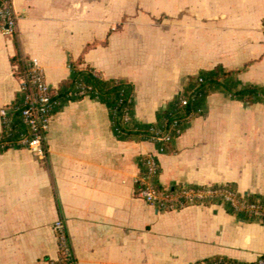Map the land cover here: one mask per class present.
I'll return each instance as SVG.
<instances>
[{
  "label": "crops",
  "instance_id": "crops-1",
  "mask_svg": "<svg viewBox=\"0 0 264 264\" xmlns=\"http://www.w3.org/2000/svg\"><path fill=\"white\" fill-rule=\"evenodd\" d=\"M16 32L0 29V108L17 103L15 55L37 59L58 90L69 60L132 87L133 120L154 124L187 77L216 66L264 84V0H12ZM202 112L157 154L162 185L229 184L264 199V104L212 92ZM2 119L0 115V135ZM45 158L0 151V264L57 257L52 224L66 226L77 264H192L264 257V223L221 202L163 211L135 196L156 143L122 139L109 110L84 96L50 120Z\"/></svg>",
  "mask_w": 264,
  "mask_h": 264
},
{
  "label": "built area",
  "instance_id": "built-area-1",
  "mask_svg": "<svg viewBox=\"0 0 264 264\" xmlns=\"http://www.w3.org/2000/svg\"><path fill=\"white\" fill-rule=\"evenodd\" d=\"M16 26L17 16L12 0H0V29L2 33L12 36L16 32ZM14 57L17 59L12 63V72L18 84L19 101L0 108L1 133L12 135L14 114L17 112L23 128L14 142L27 148L35 157L45 158L46 133L53 113L63 105L62 99L57 90L47 83L44 71L37 59L22 55H15ZM197 82H202L200 76H197ZM86 89L82 82L77 81L67 96H85ZM197 97H202V93L193 89L192 93L186 95L182 91L178 95V105L185 106ZM131 100L132 96H129L127 102ZM201 112V107H197L184 118ZM131 118L132 115L128 107H124L120 114L114 112V119L111 121V129L114 135L117 137L125 135L127 133L125 127ZM184 118L173 117L169 124L163 123L159 127L152 125L147 129V135L143 137V140L152 141L157 146L155 151L147 152L141 158V170L134 178L135 196L163 211L176 210L194 204L204 205L221 202L228 205L233 213L264 223V202L248 201L229 184L162 185L158 183L159 161L157 154L163 152L165 146L182 132ZM52 230L56 239L57 257L49 259L47 264H77L66 226L61 218H57L53 222ZM192 264H264V257H258L252 262H235L223 258H213L196 261Z\"/></svg>",
  "mask_w": 264,
  "mask_h": 264
},
{
  "label": "trees",
  "instance_id": "trees-1",
  "mask_svg": "<svg viewBox=\"0 0 264 264\" xmlns=\"http://www.w3.org/2000/svg\"><path fill=\"white\" fill-rule=\"evenodd\" d=\"M16 59V57H13L11 62L14 63ZM80 62L81 59L77 62L69 60L70 75L67 80L61 83L57 90L58 95L62 99V104L70 100H77L84 97L83 95L67 96L68 92L73 89L75 82L80 81L87 88L85 96L97 99L106 105L109 110L111 121L114 119V112L120 114L124 107H128L131 115H133L132 100L127 102V98L132 96L131 85L123 80L105 79L100 77L89 67L80 68L78 67ZM238 71L239 70H227L222 66H216L210 70L203 71L196 76L187 77L184 83L183 93L189 95L194 89L197 92L202 93V97H197L187 105L181 107L178 105V96H176L168 103V106L165 109L158 111L157 122L154 124H140L131 118L129 124L125 127L127 133L121 135L119 138L126 139L130 137H138L143 139V137L147 135V129L150 126L153 125L159 127L163 123L169 124L173 117L184 118L189 112L199 107V104L205 99V97L212 92H222L233 100L249 103L260 102L264 104V84H243L237 78ZM197 76L202 78L201 83L197 82ZM22 128L23 125L19 121L18 113L15 112L12 135H5L3 133L0 135V151L10 145H16L14 141H16ZM246 199L248 201L258 200L264 202V199L255 196H247ZM226 206L232 211L228 205Z\"/></svg>",
  "mask_w": 264,
  "mask_h": 264
}]
</instances>
